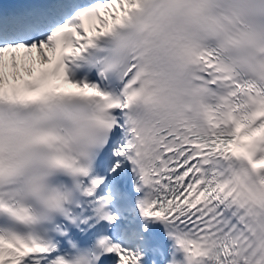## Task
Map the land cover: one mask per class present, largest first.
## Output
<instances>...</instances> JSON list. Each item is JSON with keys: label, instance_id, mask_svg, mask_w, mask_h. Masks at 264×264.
<instances>
[{"label": "snow or ice", "instance_id": "1", "mask_svg": "<svg viewBox=\"0 0 264 264\" xmlns=\"http://www.w3.org/2000/svg\"><path fill=\"white\" fill-rule=\"evenodd\" d=\"M0 264H264V0H0Z\"/></svg>", "mask_w": 264, "mask_h": 264}]
</instances>
